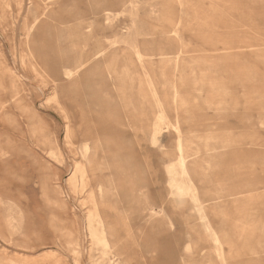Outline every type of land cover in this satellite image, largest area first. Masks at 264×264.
Returning <instances> with one entry per match:
<instances>
[{
	"label": "rangeland",
	"instance_id": "374dc122",
	"mask_svg": "<svg viewBox=\"0 0 264 264\" xmlns=\"http://www.w3.org/2000/svg\"><path fill=\"white\" fill-rule=\"evenodd\" d=\"M0 1V264H264V0Z\"/></svg>",
	"mask_w": 264,
	"mask_h": 264
},
{
	"label": "bare ground",
	"instance_id": "6f19581e",
	"mask_svg": "<svg viewBox=\"0 0 264 264\" xmlns=\"http://www.w3.org/2000/svg\"><path fill=\"white\" fill-rule=\"evenodd\" d=\"M15 1H20V0H15ZM1 2V1H0ZM21 4V3H20ZM19 3H17V5H20ZM4 5V4H3ZM3 8V7H2ZM18 11V10H17ZM3 13V12H2ZM5 13V12H4ZM4 17V16H3ZM6 17V16H5ZM1 22V21H0ZM5 25V24H4ZM3 25V26H4ZM3 26L1 27L2 30L3 29ZM6 28V27H5ZM12 59V58H11ZM217 60V59H216ZM187 62V61H186ZM256 62V61H255ZM188 63V62H187ZM191 63V62H190ZM252 63H254V61L250 62V63H247L248 64V71L249 73H251V75H248L246 76L243 81L240 79V78H228L226 79L224 82H221V84H217V82H214V83H211L209 84V88L212 90H215L216 91H223V93H225V95H229L231 93V90L232 89H237V87L240 88V86H242V89H243V86H245L246 84H254L256 82L255 80V76L254 75V71H255V67H253ZM260 63H263L264 62H260ZM182 65V64H181ZM187 65V64H186ZM233 66H239L240 63H237V62H233L232 64ZM226 66V63L224 62H214V61H211V62H206L203 58H200L196 64L194 63V67L196 69V82L197 84L195 85L196 86V89L199 93H202L205 88L207 87L205 84V82L203 81V76H204V73L206 71H210L212 72L214 75L218 76L219 72L222 71L221 69L224 68ZM194 70V69H193ZM177 72H178V69H177ZM193 75V74H192ZM174 76V75H173ZM178 76V74H177ZM205 78V77H204ZM181 80V79H180ZM194 81H195V78H194ZM219 82V81H218ZM259 83V82H258ZM256 85V84H254ZM252 86V85H251ZM193 89V88H192ZM182 91V90H181ZM196 91V92H197ZM183 92V91H182ZM211 92V93H212ZM176 93V91H175ZM208 93V92H207ZM210 93V92H209ZM165 118V117H164ZM160 119V118H159ZM154 139V138H153ZM152 141V140H151ZM153 142V141H152ZM210 142V141H209ZM211 143V142H210ZM207 144V143H206ZM213 145H215V141L212 139V143ZM210 145V144H209ZM177 148V151L179 152V156H178V162L181 167V171L188 175V169H187V166H186V163H185V159H184V156H183V148H182V145L180 143L177 144L176 146ZM177 158V157H176ZM172 167V166H171ZM179 168V167H178ZM170 170V169H169ZM182 175V174H181ZM180 175V176H181ZM185 175V176H186ZM172 182V181H171ZM134 183H135V179L133 178L132 180V184L134 186ZM174 186V184L172 185V187ZM175 187V186H174ZM173 187V188H174ZM178 188V187H176ZM184 188V187H182ZM171 189V188H170ZM181 189V188H180ZM180 189H177V190H180ZM185 189V188H184ZM174 190V189H172ZM134 192L132 193H129L127 194V205L129 206L128 210L126 211V213L124 214V218H125V222H130V219L133 217V215H137L136 216H140L142 215L143 217L147 218L149 221H154L155 219H157V216H158V213L155 211V208H152V207H149V205L147 204V202L145 201L144 197L142 196V194L140 192H138L136 189H133ZM170 191V190H169ZM180 192V191H178ZM177 192V193H178ZM175 194V193H174ZM186 194V193H184ZM183 195V193H182ZM176 196V195H175ZM113 197L116 199L117 198V195L114 194ZM177 199V198H176ZM179 199V198H178ZM177 201V200H176ZM174 202V201H173ZM133 208L136 209V213L134 212ZM85 221V220H84Z\"/></svg>",
	"mask_w": 264,
	"mask_h": 264
}]
</instances>
